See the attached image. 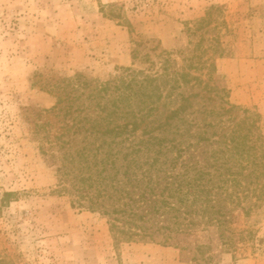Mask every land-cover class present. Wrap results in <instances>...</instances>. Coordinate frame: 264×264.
I'll return each instance as SVG.
<instances>
[{"label":"rangeland","instance_id":"374dc122","mask_svg":"<svg viewBox=\"0 0 264 264\" xmlns=\"http://www.w3.org/2000/svg\"><path fill=\"white\" fill-rule=\"evenodd\" d=\"M139 42L180 66L215 59L214 83L264 139V0H0L2 264H195L188 250L115 239L106 216L56 193L57 167L41 151L38 127L59 120L56 85L80 76L100 86L132 65ZM238 226L255 240L237 250L200 233L213 239L209 264H264V203Z\"/></svg>","mask_w":264,"mask_h":264},{"label":"trees","instance_id":"16d2710c","mask_svg":"<svg viewBox=\"0 0 264 264\" xmlns=\"http://www.w3.org/2000/svg\"><path fill=\"white\" fill-rule=\"evenodd\" d=\"M151 45L137 43L132 65L100 86L80 76L58 83L59 120L38 127L41 151L57 167L56 193L106 216L115 239L174 246L209 264L213 239L200 233L225 250L255 240L238 223L264 203V139L214 83L215 59L180 66Z\"/></svg>","mask_w":264,"mask_h":264}]
</instances>
